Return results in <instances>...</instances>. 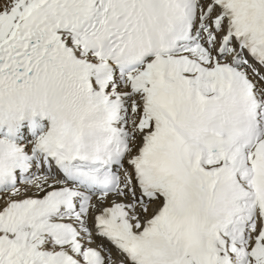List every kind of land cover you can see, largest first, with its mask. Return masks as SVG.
I'll list each match as a JSON object with an SVG mask.
<instances>
[{
  "label": "snow or ice",
  "instance_id": "snow-or-ice-1",
  "mask_svg": "<svg viewBox=\"0 0 264 264\" xmlns=\"http://www.w3.org/2000/svg\"><path fill=\"white\" fill-rule=\"evenodd\" d=\"M0 264H264V0H0Z\"/></svg>",
  "mask_w": 264,
  "mask_h": 264
}]
</instances>
